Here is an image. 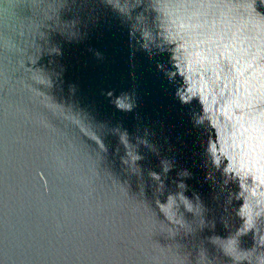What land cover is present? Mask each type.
I'll return each mask as SVG.
<instances>
[{"label":"water","instance_id":"95a60500","mask_svg":"<svg viewBox=\"0 0 264 264\" xmlns=\"http://www.w3.org/2000/svg\"><path fill=\"white\" fill-rule=\"evenodd\" d=\"M63 7L64 0L0 2V38L17 41L15 56L0 55V264H146L149 253L186 259L189 246L183 243L188 241L178 238V243L161 248L176 234L175 228L159 224L151 213L133 211L143 205H137V197H130L127 185L120 183L125 175L112 155L117 147L114 135L119 133L112 128L119 125L133 142L147 131L159 156L141 148L145 157L141 166L159 172L160 159L174 161L169 181L186 169L191 173L185 180L190 189L186 194L194 191L211 205L216 189L205 180L207 133L192 121V112L199 113L200 106L196 101L182 105L175 98L179 80L169 82L156 67L159 62L170 68L166 54L150 59L136 50L133 55L127 27L109 9L98 6L83 40L70 43L58 35L51 38L62 52L54 58L56 64L64 69L63 90L53 92L57 102L68 98V85H75L72 100L102 123L78 114L86 121V143L51 115H62L64 109L48 95L49 79L55 73L40 68L47 67L46 56L54 51L49 30L74 35L72 23L60 19ZM21 31L23 39L18 36ZM94 52L103 58L97 59ZM239 69L245 87L261 75L260 65L252 59L243 61ZM109 91L113 98L133 95L136 107L128 113L116 110L105 95ZM104 136L106 158L91 146L94 137ZM216 178L220 180L218 173ZM135 191L133 181L131 193ZM145 218L148 227L142 229ZM221 222L232 227L230 216ZM198 229L196 220L186 224L184 231ZM162 233L167 234L166 241L159 238ZM211 234H198L195 247L205 264H225L218 255L223 241L215 242L217 254L210 244L199 242ZM215 234L227 233L218 223ZM258 239L264 243V238ZM243 246H252L251 235L243 238ZM232 254L255 264L264 256V248L254 246Z\"/></svg>","mask_w":264,"mask_h":264},{"label":"clouds","instance_id":"9594fccd","mask_svg":"<svg viewBox=\"0 0 264 264\" xmlns=\"http://www.w3.org/2000/svg\"><path fill=\"white\" fill-rule=\"evenodd\" d=\"M98 6L109 9L127 27L133 55L140 50L150 59L155 55L168 56L170 68L158 62L157 70L171 83L179 80L175 98L180 104L190 105L193 101L199 104L200 112H192V121L195 127H202L207 133L205 180L216 189L211 205L194 191L191 196L186 194L190 189L185 180L191 178L186 169L178 171L176 178L169 181L174 161L160 159L159 172L141 166L145 159L141 148L159 156L158 149L147 138V131L143 136H136L133 142L119 125L112 128L119 133L114 135L117 147L112 155L118 158L125 175L120 183L127 185L130 197H137V205H143L133 211L151 213L159 224L177 230L167 241L166 233L159 236L166 241L164 246L159 243L161 248L177 242L178 238L189 242L183 243L189 246L186 259L149 253L146 264H205L195 247L197 235L205 231L212 234L199 242L210 244L217 254L215 242L223 241L218 255L224 258L225 264H253L232 252H246L254 246L264 248V243L258 239L264 238V11H261L264 0H64L60 19L72 23L74 35L69 37L49 30V42L54 51L46 56L49 58L47 67L40 68L55 73L54 79H49L48 95L64 109L62 115H51L66 128L75 130L86 143L89 142L83 133L86 121L78 118V114L86 116L90 122L102 123L95 122L72 100L75 85H68V98L57 102L53 92L63 90L64 69L56 64L54 58L60 57L62 52L58 45L51 43V38L58 35L70 43L83 40ZM23 35L22 31L18 34L20 39ZM16 47V40L0 38V55L5 58L15 56ZM94 56L103 58L100 52H94ZM42 57L45 56H41L34 68ZM248 59L260 65L261 75L245 87L240 83L239 65ZM105 95L118 111L128 113L136 107L131 94L121 93L113 98V92L109 91ZM104 139L105 136L94 137L91 146L98 147L106 158L109 149ZM133 181L135 193H131ZM231 185L236 186L235 190ZM225 216L231 217V228L221 222ZM196 220L199 221L197 231H184L186 224ZM218 223L227 233L223 237L215 234ZM147 227L145 218L142 229ZM249 235L252 246L245 248L243 238ZM208 258L211 257L208 255ZM255 264H264V256Z\"/></svg>","mask_w":264,"mask_h":264}]
</instances>
